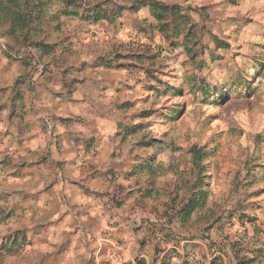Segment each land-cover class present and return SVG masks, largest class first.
I'll use <instances>...</instances> for the list:
<instances>
[{"label": "rangeland", "instance_id": "1", "mask_svg": "<svg viewBox=\"0 0 264 264\" xmlns=\"http://www.w3.org/2000/svg\"><path fill=\"white\" fill-rule=\"evenodd\" d=\"M72 1L83 17L94 5L122 12L111 22L53 18L65 6L57 2L24 37L0 29L1 98L39 88L52 119L62 113L58 123L69 128L101 112L114 117L134 162L126 175L144 188L135 206L148 213V264H264V0ZM171 6L192 26L190 53L151 15L170 23ZM193 147L204 153L202 171ZM2 157L0 236H17L20 247L1 263L21 264L28 215L10 216V198L18 191L25 205L31 190L15 179L26 168ZM201 182L205 206L184 221L180 211Z\"/></svg>", "mask_w": 264, "mask_h": 264}, {"label": "crops", "instance_id": "2", "mask_svg": "<svg viewBox=\"0 0 264 264\" xmlns=\"http://www.w3.org/2000/svg\"><path fill=\"white\" fill-rule=\"evenodd\" d=\"M39 90L8 101L0 96V187L8 155L11 167L26 168L16 182L24 177L31 190L25 205L18 191L10 198V216L28 215L21 264H148V213L135 206L144 188L126 175L134 162L116 136L114 117L101 112L62 126V113L53 120ZM32 215L42 218L34 223Z\"/></svg>", "mask_w": 264, "mask_h": 264}, {"label": "trees", "instance_id": "3", "mask_svg": "<svg viewBox=\"0 0 264 264\" xmlns=\"http://www.w3.org/2000/svg\"><path fill=\"white\" fill-rule=\"evenodd\" d=\"M64 4L62 8L58 7V3ZM72 0H0V29L3 31L5 36H15L17 34H21L24 37L29 34V31H36L37 27L42 23L43 17L50 10L51 7H58L56 12V17L62 16H73L79 17L81 20L90 21L96 23L98 21H113L115 20L122 12V8L120 6H115L114 13H108L106 11L100 10L102 7L100 5H94L91 11L86 12V16L83 17L76 10V7L73 5ZM72 8V9H69ZM152 17L159 23V31L162 33L164 38H168L167 28L172 29L171 32L174 33L176 39L183 36L186 41L183 47L186 49L188 53L191 52L189 49L188 41L191 40L194 36L191 31L192 26L189 25L188 19L180 13V9L178 6H171L170 8V17L172 20L170 23L166 22L167 17L161 13L156 11H152ZM41 49L45 54L50 53L49 47H44L40 45ZM29 48L27 46L21 47ZM39 48V49H40ZM6 51L11 54L7 48ZM20 61L22 59H19ZM102 65L100 61L97 65ZM205 93V91H203ZM192 162L193 165L202 171L201 163L204 159V153L202 149L192 148ZM205 185L203 182L199 184V186L193 189V194L188 199L187 203L180 211V217L182 220L187 221L194 214L195 211L201 210L204 208L207 198V190L204 189ZM19 244L16 241L10 242L4 241L0 246V264L3 260L4 256L12 255L14 252H17ZM261 254V253H260ZM237 256V255H236Z\"/></svg>", "mask_w": 264, "mask_h": 264}]
</instances>
